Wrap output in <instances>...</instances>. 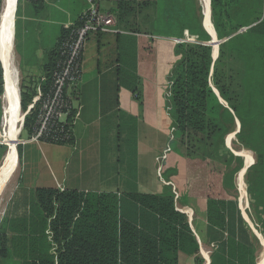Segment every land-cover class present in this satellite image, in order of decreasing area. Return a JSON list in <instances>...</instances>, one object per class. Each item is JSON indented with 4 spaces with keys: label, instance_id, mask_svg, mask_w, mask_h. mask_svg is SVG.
I'll return each mask as SVG.
<instances>
[{
    "label": "trees",
    "instance_id": "16d2710c",
    "mask_svg": "<svg viewBox=\"0 0 264 264\" xmlns=\"http://www.w3.org/2000/svg\"><path fill=\"white\" fill-rule=\"evenodd\" d=\"M238 1L241 0H210L216 36L219 40L226 38L219 44L214 60L212 47L203 44L211 37L202 26L197 7H191L192 2L183 5L181 0H154V7H149V35L139 45V76L133 60H124L133 52V46L124 43L122 33H115L122 59L118 79L140 106L145 84L141 77L154 89L163 90L170 126L175 128L171 147L162 160L164 180L175 186L182 204L205 200L207 223L219 242L217 251L226 244L228 259L221 264H256L257 246L237 201L228 195V190L234 188L233 174L242 161L232 153L229 157L220 153L225 135L237 120L238 142L255 154L247 182L260 213L264 237V0L254 3L246 16L233 23L231 6ZM116 2L108 10L113 14L117 7L130 3ZM18 11L17 7L16 17ZM119 19V30L140 34L122 27ZM185 30L195 42L171 39L184 37ZM68 31L61 28L58 42L48 54L41 83L45 90L58 59L59 45ZM1 72L0 68V92ZM23 86L21 105L26 109L35 88ZM33 119L34 114L25 118L24 129L28 132ZM17 150L20 157V146ZM5 151L6 146L0 144V160ZM230 159L237 160L236 167L228 172L220 168L219 164L229 167ZM174 197L169 185L160 195L131 193L124 197L116 192L35 188L29 219L0 221V264L5 260L13 264H177L179 251L197 254L199 247L186 215L176 209ZM128 210L130 215H126ZM146 212L156 221L151 231L142 230L144 225L140 229L129 219ZM215 248L213 245L209 264L220 260ZM196 261L203 264L204 260L198 257Z\"/></svg>",
    "mask_w": 264,
    "mask_h": 264
},
{
    "label": "crops",
    "instance_id": "0c3cea01",
    "mask_svg": "<svg viewBox=\"0 0 264 264\" xmlns=\"http://www.w3.org/2000/svg\"><path fill=\"white\" fill-rule=\"evenodd\" d=\"M98 3L101 10L108 11L115 2L98 0ZM18 8L19 15H15L18 38L15 40L14 37V42L20 66L24 67L26 76L34 79L26 85H34L36 92L44 80L48 54L56 46L61 28H68L78 19L86 8V0L23 1ZM120 30L117 33H122L124 43L128 42L134 49L124 60H133L138 75L141 66L139 45L148 36ZM118 41L115 33L88 36L83 53L82 78L76 91H72L76 111L72 139L68 144H21L16 166H19L18 176L4 201L3 220L29 219L33 191L38 187L116 192L120 197L131 193L160 195L167 187L158 169V159L165 155L170 138V118L164 105V92L144 84L143 104L140 106L132 92L119 84L122 59ZM140 80L143 84L145 78ZM0 139L4 144L3 135ZM123 140L124 143L132 142L130 149L135 167L130 183L127 175L121 177L120 168H116L119 163L115 164L114 160L116 150L120 148L119 142ZM24 149L27 158L23 167ZM102 157L106 160L103 161ZM173 201L176 209L186 215L199 247L197 254L179 251L177 264H198V257L206 264L202 253L205 251H208L210 263L212 245L216 246L215 251L220 256L218 264L226 262V244L220 245L217 251L219 242L213 238L207 223L205 200L194 199L178 204L174 197ZM195 203L198 205L195 206ZM130 214L131 210H128L126 215ZM129 219L140 229L144 225V231L155 229L156 221L147 212L129 216Z\"/></svg>",
    "mask_w": 264,
    "mask_h": 264
},
{
    "label": "rangeland",
    "instance_id": "374dc122",
    "mask_svg": "<svg viewBox=\"0 0 264 264\" xmlns=\"http://www.w3.org/2000/svg\"><path fill=\"white\" fill-rule=\"evenodd\" d=\"M114 1L117 5L116 0H114ZM261 1L262 0H241V1H238L236 4L232 5L231 7H233V9L230 11V13L232 14V17H233L232 22L237 23V21H239L241 17H244V16H246V14L249 13V10L253 7L254 3L258 2L260 4ZM22 2H23L22 0H17L16 8L18 7L19 3L21 6ZM129 2L130 3L125 5V6L123 5L121 7H117V9L115 11H113L114 14L111 12L112 15L114 16L115 20L117 21V19L120 18L119 24L122 27H125L127 30H135V31H139L140 34L149 35L147 32L149 31L150 22L152 19L151 18L152 12H151V9L149 7H154V0H135V1L129 0ZM188 2H192V5H190L191 7H197V14H198V17L201 19L202 26L204 23V26L206 27V29L211 32L212 36L205 30L210 35L211 39L208 42H204L203 44L211 46L212 50H213L215 47V46H213V37L216 36V32H215V28H214V24H213L214 15H213V11L211 8L210 0L206 1V4H207L206 10H205V7H203L202 0H181V4H183V5H188ZM0 7H2V0H1ZM198 7H199V11H198ZM118 16H120V17H118ZM212 27H213L214 31L212 30ZM183 38L184 37H182V39ZM171 39H173L175 41V39H178V38H171ZM216 41H221V40H219L218 37L216 36L215 42ZM190 43H192V42H190ZM218 46H216V48ZM13 47H14L13 51H14V61H15L14 64L16 65V67L18 69V86H19V90H20V110H21L20 120L18 122V125L21 128V119H22L23 113L26 110L21 105L22 86L29 84V83H32L34 81V79L32 77L26 76L24 67H22V65L20 66V60H19L18 55H17L15 42L13 44ZM217 56H218V50H217ZM217 56H216V58H217ZM0 68L2 71L1 75H2V83H3L2 84V90L0 92V138H1V136L4 133V131H3L4 130V124L2 122L4 102L2 100L3 99L2 95H3V91H4V80H5L4 72H3V68H2L1 63H0ZM148 79L150 80L149 83H151L152 78L148 76ZM143 82L146 84V81L143 80ZM214 91L217 92L216 89H214ZM164 95H165V93H164ZM73 101H74V99H73ZM25 108H27V106ZM238 125H239V122L237 120H235V125L233 126L234 128L232 130H230L225 135L224 144L222 145V147H220V153L222 155H226L227 157H229V154L232 153L235 156H239L241 161H242L241 167L233 174L234 188L228 190L229 191L228 195H229V197L235 198V200L237 201L238 210H239L240 215L243 213L242 217L247 222V225L249 227V232L251 233V235L253 237V241L255 242V244L257 246V261H258L261 257L264 256V237L261 233L262 226H261V222L259 219L260 213H259V210L257 208H255V203L253 202L251 195L249 193V185L247 182V171H248L249 167L255 162V154L251 149L242 146L238 142V140L236 138V131L238 129ZM20 131L21 132H20V134L18 136V140H17V148L19 146L21 148L20 141L29 137V132L24 129V125ZM168 131L170 132V135H169L170 138H169V144H168V149H169L171 147L170 142L174 139L175 128L169 125ZM5 141H6V139H5ZM131 143L132 142H130V141L125 142V143H124V140H123V142L120 141L119 142L120 148L118 151L116 150V153L114 156L115 164L118 165V163H119V165L116 168L117 169L120 168L119 172L121 171L120 174H121L122 178H124L127 175L128 179H129V183L131 182V180L134 176V167H135L134 159H133V155H132V150L130 149ZM0 144L4 145L1 141V139H0ZM127 144H129V146ZM17 152H18V150H17ZM22 152H23L22 153V166L24 167L25 159L27 158V156L25 154V149L22 150ZM17 159H18V153H17ZM109 159L110 158L108 156V161H109ZM102 160L104 161V160H106V158L102 157ZM162 160L163 159H160V158L158 159V169L160 167V170H159L160 175L159 176H161V179L164 181L163 175L161 173V165L164 163V161L162 162ZM230 160H231V163H230L229 167H226V164H222V165L219 164L220 168L222 167V169H224V171L228 172V170H232L234 167H236L237 166V160H235V159H230ZM17 162H18V160H17ZM26 162H27V160H26ZM245 163L249 164L246 169L244 168ZM243 169H244V172H243ZM18 171H19V166L12 173L10 180L8 181L7 185L4 187L3 191L0 194V221L3 217L4 201L8 197V193H9L8 191L10 190L12 184L15 182V179L18 176ZM164 182H166V181H164ZM166 183H167V185H169L171 187V191L176 196V194L174 192L176 190L175 186H173L169 182H166ZM177 199H178L177 200L178 204L182 203L178 197H177ZM197 205L198 204L195 203V206H197ZM179 206H181V205H179ZM263 263H264V260H263ZM3 264H13V262H11L10 260H5Z\"/></svg>",
    "mask_w": 264,
    "mask_h": 264
},
{
    "label": "built area",
    "instance_id": "2783aa9c",
    "mask_svg": "<svg viewBox=\"0 0 264 264\" xmlns=\"http://www.w3.org/2000/svg\"><path fill=\"white\" fill-rule=\"evenodd\" d=\"M86 2V8L81 13L79 21L69 25L67 35L59 45V55L52 71L49 87L45 90L38 86L27 104L21 119V129L27 116L34 114V119L29 137L20 141L21 144L39 142L68 144L72 139L76 122L72 91H76L82 78L83 53L87 38L93 33L119 32L111 12L101 10L97 0H86ZM183 34V39H175V41H196L187 30ZM165 155L159 158L163 159ZM174 192L176 199L177 192ZM202 253L206 257V264H209L208 251Z\"/></svg>",
    "mask_w": 264,
    "mask_h": 264
},
{
    "label": "bare ground",
    "instance_id": "6f19581e",
    "mask_svg": "<svg viewBox=\"0 0 264 264\" xmlns=\"http://www.w3.org/2000/svg\"><path fill=\"white\" fill-rule=\"evenodd\" d=\"M206 1L207 0H202L205 10L207 7ZM15 3L16 0H2V7L0 11V63L5 77L4 91L2 95V100L4 102L2 117V122L4 124L3 142L7 148L4 153L6 156V162L2 166V162L0 164V192H2L5 187L4 180L12 170L13 172L15 171L18 163L16 144L20 133L18 122L20 120L21 110L18 86V69L14 64L15 61L12 40V18ZM215 44V37H213V46H215L213 49V55H215V51L217 49ZM246 166L247 163L244 167ZM263 260L264 256L257 261V264H263Z\"/></svg>",
    "mask_w": 264,
    "mask_h": 264
},
{
    "label": "water",
    "instance_id": "95a60500",
    "mask_svg": "<svg viewBox=\"0 0 264 264\" xmlns=\"http://www.w3.org/2000/svg\"><path fill=\"white\" fill-rule=\"evenodd\" d=\"M16 6H17V0H16V3H15V6H14V10H13V18H12V40H13V44H14V37H15V15H16ZM203 27H204V29L211 35V33L206 29V27L204 26V23H203ZM245 28H243L242 30H244ZM242 30H240V31H242ZM214 31V30H213ZM212 36V35H211ZM215 36V35H214ZM215 38H216V36H215ZM226 40V38L225 39H223V40H221V41H216V46H218L221 42H223V41H225ZM217 50H218V47H217V49H216V51H215V55H213V58L215 59L216 58V56H217ZM217 93V92H216ZM19 97H20V90H19ZM20 130H21V128H20ZM239 131V125H238V129H237V131L236 132H238ZM16 148H17V144H16ZM1 162H2V164H1ZM6 162V156L5 155H3L2 156V158H1V160H0V164H1V166L2 165H4V163ZM248 166H246V167H244L245 169L247 168ZM15 169V168H14ZM12 172H13V170L11 171V173H9L8 174V176L6 177V179L4 180L5 181V183H4V185L6 186V184L8 183V181L10 180V178H11V176H12ZM2 190V189H1ZM0 194H1V192H0Z\"/></svg>",
    "mask_w": 264,
    "mask_h": 264
}]
</instances>
